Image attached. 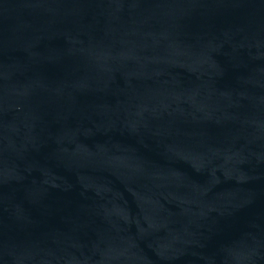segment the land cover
I'll return each instance as SVG.
<instances>
[{
  "label": "water",
  "instance_id": "1",
  "mask_svg": "<svg viewBox=\"0 0 264 264\" xmlns=\"http://www.w3.org/2000/svg\"><path fill=\"white\" fill-rule=\"evenodd\" d=\"M0 264H264V0H0Z\"/></svg>",
  "mask_w": 264,
  "mask_h": 264
}]
</instances>
